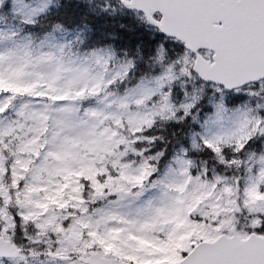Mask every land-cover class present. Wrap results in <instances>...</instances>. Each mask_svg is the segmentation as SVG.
I'll return each instance as SVG.
<instances>
[{
	"label": "snow or ice",
	"instance_id": "1",
	"mask_svg": "<svg viewBox=\"0 0 264 264\" xmlns=\"http://www.w3.org/2000/svg\"><path fill=\"white\" fill-rule=\"evenodd\" d=\"M0 264H264V0H0Z\"/></svg>",
	"mask_w": 264,
	"mask_h": 264
}]
</instances>
